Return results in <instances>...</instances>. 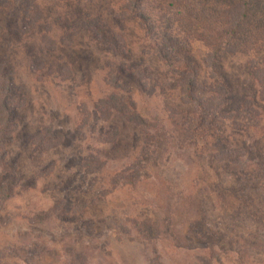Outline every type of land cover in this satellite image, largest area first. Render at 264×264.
I'll use <instances>...</instances> for the list:
<instances>
[{"label": "rangeland", "instance_id": "rangeland-1", "mask_svg": "<svg viewBox=\"0 0 264 264\" xmlns=\"http://www.w3.org/2000/svg\"><path fill=\"white\" fill-rule=\"evenodd\" d=\"M132 4L0 0V79L12 71L15 124L0 141V264H264V86L250 74L264 50L211 52L151 0L136 4L146 33ZM31 5L42 14L24 32ZM184 63L199 105L215 112L204 138L184 131L199 113L176 85ZM110 94L134 103L135 120L102 118ZM215 185L232 203L243 186L262 200L223 246Z\"/></svg>", "mask_w": 264, "mask_h": 264}, {"label": "trees", "instance_id": "trees-1", "mask_svg": "<svg viewBox=\"0 0 264 264\" xmlns=\"http://www.w3.org/2000/svg\"><path fill=\"white\" fill-rule=\"evenodd\" d=\"M143 0H131L133 4L132 10L134 16L143 24L146 33L151 30V25L147 23V16L141 12L136 11V4ZM159 8L161 13L172 16L170 19L171 27L178 30L179 33L188 35L195 40H200L207 49L214 53H253L264 50V0H151ZM130 7V8H131ZM25 11L28 13L29 21L25 25L24 32H29L34 27L36 20L34 18L36 14H42L41 10L37 5H31L30 8L25 7ZM165 15V16H166ZM167 19V18H166ZM99 28V27H98ZM102 30V29H100ZM151 35V34H150ZM164 44L173 45L172 37L168 36L163 38ZM45 42H49V37L44 35ZM167 42V43H166ZM178 44V43H177ZM174 46H179L174 43ZM53 43L51 48L53 50ZM250 74L252 78L264 86V67L260 68L255 65L250 66ZM1 70V68H0ZM61 70V69H60ZM180 78L177 80L176 85L180 87V90L185 92L186 98L182 99L185 104L197 103L198 107L195 120L190 117L187 123L183 122L184 131L186 133L199 132L201 137L207 136L208 121L214 122L215 112L212 111V107L209 105L202 107L199 105L193 90L195 86L193 80H191V73H194V68L188 63L182 65V69L178 68ZM188 73L185 74V73ZM1 73V71H0ZM190 74V75H189ZM5 76V77H4ZM2 81L0 79V141L3 139H9L15 130V124L12 123V106L10 105L7 94H13L12 78L13 73L11 70H6ZM222 86L224 88V94L227 98L226 104L230 103L232 91L228 82L223 79ZM223 96V95H222ZM107 100L103 101L102 106H99L98 112L103 119L109 117V112H118L123 115L127 120H135V105L132 101L121 100L115 95L110 94ZM246 101L244 104L246 105ZM201 106V107H200ZM106 116V117H103ZM201 121H203L201 123ZM117 135V130H116ZM39 136V135H37ZM115 138V137H114ZM191 139V137H190ZM40 137L36 139L33 137L34 144H40ZM115 139H112L113 142ZM193 141L197 138L193 137ZM53 144V143H51ZM260 152H263L262 150ZM256 159H259L260 153L256 154ZM93 162L101 164L97 159H93ZM255 165V168H258ZM254 174V172H253ZM128 177V176H127ZM241 180V178L239 179ZM2 182L0 181V187ZM220 188L215 185L210 190L204 187L201 190L202 203H205L207 196L212 194L216 197L211 202V210L218 211L219 208L224 210L225 218H223L216 227L218 231L215 237L222 240L221 246L224 242L231 241L235 242L236 234L238 233V227L235 222H250L256 221L254 218L260 212L258 206H261L258 197H254L251 193V189L243 186L242 191H234L231 195L233 203L226 197L225 192H230L227 188L224 189L219 185ZM219 188V189H218ZM222 188V189H221ZM2 191V189H0ZM203 191V192H202ZM205 212H209V207L203 209ZM250 217H253L251 219ZM226 221L230 224L226 225ZM231 222H234L231 223ZM264 226V224H263ZM213 250V249H211Z\"/></svg>", "mask_w": 264, "mask_h": 264}]
</instances>
